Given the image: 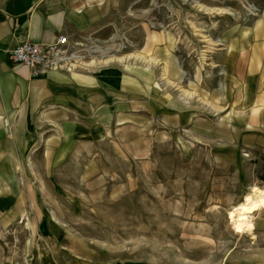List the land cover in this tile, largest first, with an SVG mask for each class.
Here are the masks:
<instances>
[{
  "label": "rangeland",
  "instance_id": "rangeland-1",
  "mask_svg": "<svg viewBox=\"0 0 264 264\" xmlns=\"http://www.w3.org/2000/svg\"><path fill=\"white\" fill-rule=\"evenodd\" d=\"M245 1L124 0L122 17L114 15L122 31L150 23L168 33L182 80L170 83L163 62L140 52L143 32L108 66L155 67L182 105L170 122L145 114L55 162L37 194L40 211L0 227V264H264V205L247 214L252 233L230 216L264 190V149L241 142L264 94L252 108H235L239 83L228 92L229 54L264 19V0H248L263 9L258 16ZM115 32L109 26L105 38Z\"/></svg>",
  "mask_w": 264,
  "mask_h": 264
},
{
  "label": "crops",
  "instance_id": "crops-1",
  "mask_svg": "<svg viewBox=\"0 0 264 264\" xmlns=\"http://www.w3.org/2000/svg\"><path fill=\"white\" fill-rule=\"evenodd\" d=\"M123 13L124 0H0L1 228L25 212L40 211L37 196L49 187L55 162L73 156L76 147L103 142L119 128L139 124L145 114L149 120L170 122L172 109L181 107L170 85L167 91L161 88L155 67L116 64L96 72L51 71L33 78L4 53L26 42L51 44L60 35L72 42L92 34L105 40L110 37L105 38V30L112 26L138 46L135 36L143 32L140 52L163 62L170 83L182 80L172 37L151 30L156 27L150 23L123 32L124 24L114 19ZM253 25L245 46L229 54L233 64L228 65V92L236 91L235 83L240 87L235 108H252L264 94V19ZM242 129L245 148L264 149V111L257 123L245 119Z\"/></svg>",
  "mask_w": 264,
  "mask_h": 264
},
{
  "label": "built area",
  "instance_id": "built-area-1",
  "mask_svg": "<svg viewBox=\"0 0 264 264\" xmlns=\"http://www.w3.org/2000/svg\"><path fill=\"white\" fill-rule=\"evenodd\" d=\"M246 5L251 14L258 16L262 12L256 6L250 5L248 0ZM133 46L129 38L118 33L105 40L96 38L93 34L83 35L75 42L68 36L60 35L51 44L26 42L6 49L4 53L13 64L24 66L30 71L31 76L36 78L51 71H100L109 65L104 63L107 56L119 55L124 49Z\"/></svg>",
  "mask_w": 264,
  "mask_h": 264
},
{
  "label": "bare ground",
  "instance_id": "bare-ground-1",
  "mask_svg": "<svg viewBox=\"0 0 264 264\" xmlns=\"http://www.w3.org/2000/svg\"><path fill=\"white\" fill-rule=\"evenodd\" d=\"M115 59H116L115 56H110L109 59L104 61V63L108 64L110 62H113ZM184 95L187 98L190 97V95H187V93H185ZM263 205H264V190L256 188L253 190V194L248 199V201L243 205H241L238 212L236 214L233 213L230 214L231 219L235 223V228L238 230H244L246 233H252L255 230V225L247 217V214L255 211H259Z\"/></svg>",
  "mask_w": 264,
  "mask_h": 264
},
{
  "label": "trees",
  "instance_id": "trees-1",
  "mask_svg": "<svg viewBox=\"0 0 264 264\" xmlns=\"http://www.w3.org/2000/svg\"><path fill=\"white\" fill-rule=\"evenodd\" d=\"M264 180V179H263Z\"/></svg>",
  "mask_w": 264,
  "mask_h": 264
}]
</instances>
